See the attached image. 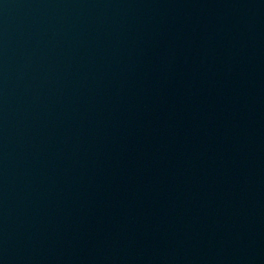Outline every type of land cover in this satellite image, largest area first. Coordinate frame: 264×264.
<instances>
[{
    "label": "water",
    "instance_id": "obj_1",
    "mask_svg": "<svg viewBox=\"0 0 264 264\" xmlns=\"http://www.w3.org/2000/svg\"><path fill=\"white\" fill-rule=\"evenodd\" d=\"M0 264H264V0H0Z\"/></svg>",
    "mask_w": 264,
    "mask_h": 264
}]
</instances>
